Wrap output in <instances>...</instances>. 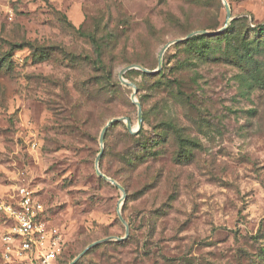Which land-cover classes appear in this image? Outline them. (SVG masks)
<instances>
[{"label":"rangeland","instance_id":"374dc122","mask_svg":"<svg viewBox=\"0 0 264 264\" xmlns=\"http://www.w3.org/2000/svg\"><path fill=\"white\" fill-rule=\"evenodd\" d=\"M227 2L124 74L123 192L121 69L224 0H0V264H264V0ZM21 188L44 241L6 255Z\"/></svg>","mask_w":264,"mask_h":264},{"label":"built area","instance_id":"2783aa9c","mask_svg":"<svg viewBox=\"0 0 264 264\" xmlns=\"http://www.w3.org/2000/svg\"><path fill=\"white\" fill-rule=\"evenodd\" d=\"M12 219V225L7 232L3 241L6 245L7 252L17 247L18 253L32 251L34 246L41 245L44 234H41L39 226V217L44 212L43 203L35 198L26 188L20 189L18 200L1 206ZM38 262L40 264H53L57 258V252L51 247L39 250Z\"/></svg>","mask_w":264,"mask_h":264},{"label":"water","instance_id":"95a60500","mask_svg":"<svg viewBox=\"0 0 264 264\" xmlns=\"http://www.w3.org/2000/svg\"><path fill=\"white\" fill-rule=\"evenodd\" d=\"M224 2H225L226 10H227V22H226V24H225L224 27L220 28L217 31H208V30H198V31H194V32L189 33L184 38H177L175 40H172V41L168 42L167 44H165L161 48V50L159 52L158 66H157L156 69H149V68H146L143 65H139V64L128 65V66H126V67H124V68L121 69V71L119 73V79H120V81L123 84H125V85H127L129 87H133L134 88V92L132 93L131 98H132V101L138 107V123H139V126L136 129H133L131 119L130 118H125V117H114V118H112L111 120H109L106 123V125L103 127V129L101 131V135H100V143H101L102 149H101V152L99 153V155L97 156V160H96V170H97V173L100 176L106 177L108 180H110L115 186H117L123 192H125V188L121 184H119V182H117L115 179L109 178L105 174H103V172L99 168V160H100V158L102 156L103 149H104V139H105V135L107 133V130L111 126V124H113L114 122L120 121V120H126L127 121L128 128H129L130 132H132V133H137L141 129V127H142V123H143V107H142V104L137 100V92H138L137 87H136V85L134 83H132V82L128 81L127 79H125L124 74L128 70H130V69H139V70H141V71H143L145 73H149V74L158 73L162 69V67H163V57H164V54H165L166 50L169 48V46H171L172 44L178 43V42H181V41H184V40H187L190 37H192V36H194L196 34H200V33L213 35V34H219V33L223 32L227 28V26L229 25L230 21L233 19L231 7L229 6L227 0H224ZM118 215H119L120 219L126 224V222H125V220H124V218L122 216V213H121V209L120 208H118ZM127 233H128V229H127ZM96 243H98V242H94V243L90 244L70 264H74L88 249H90Z\"/></svg>","mask_w":264,"mask_h":264},{"label":"trees","instance_id":"16d2710c","mask_svg":"<svg viewBox=\"0 0 264 264\" xmlns=\"http://www.w3.org/2000/svg\"><path fill=\"white\" fill-rule=\"evenodd\" d=\"M234 21V20H233ZM257 28L258 29H264V24L263 25H258L257 26ZM222 33H224V31L223 32H221V33H219V34H213V35H210V34H204V33H200V34H203L202 36H215V37H218L219 35H221ZM196 35H198V34H196ZM196 35H194V36H196ZM194 36H192V37H190V38H193ZM189 38V39H190ZM189 39H187V40H189ZM187 40H184V41H181V42H178V43H183V42H186ZM20 45V44H19ZM163 64H164V57H163ZM163 68V67H162ZM161 73V70L158 72V73H154V74H149V73H146V74H148V75H150V76H155V75H157V74H160ZM109 75V74H108ZM142 107H143V105H142ZM143 121H144V110H143ZM142 128V127H141Z\"/></svg>","mask_w":264,"mask_h":264}]
</instances>
